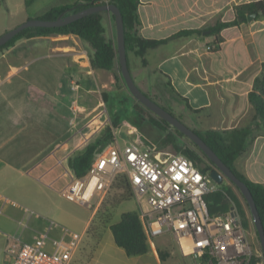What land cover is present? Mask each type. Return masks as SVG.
<instances>
[{"label": "crops", "instance_id": "crops-1", "mask_svg": "<svg viewBox=\"0 0 264 264\" xmlns=\"http://www.w3.org/2000/svg\"><path fill=\"white\" fill-rule=\"evenodd\" d=\"M252 1L258 0H140L138 34L167 41L145 52V64L133 52L127 60L136 85L165 103H177L180 120L191 129L254 125L253 138L235 167L264 184V128L248 99L255 78L264 73V16L223 28L217 42L205 32L217 21L233 20L236 5ZM74 2L51 0L35 10V17ZM101 16L106 37L116 41L113 14L102 11ZM28 18L26 13L0 31ZM192 29L203 31L175 35ZM92 52L88 42L70 34L22 38L0 51V264L10 262L6 248L12 238L34 242L46 232L43 247L53 251L58 241L77 247L87 232L95 210L84 224H77L78 232L70 233L59 226L69 220L65 215L57 225L31 208L28 197L9 193L21 191L28 180L54 186L65 178L58 187L62 190L69 181L68 159L81 153L107 126L102 93L115 92L116 70L92 67ZM235 196L239 206L231 202L256 249L258 235L251 213L242 195Z\"/></svg>", "mask_w": 264, "mask_h": 264}, {"label": "built area", "instance_id": "built-area-1", "mask_svg": "<svg viewBox=\"0 0 264 264\" xmlns=\"http://www.w3.org/2000/svg\"><path fill=\"white\" fill-rule=\"evenodd\" d=\"M210 172L181 152L138 141L121 144L113 136L93 156L84 175L70 171L61 195L90 206L94 195L107 191L114 177L123 173L134 196L147 206L138 216L150 245L170 232L181 255L192 257L194 264H251L254 249L233 202L227 211H209L207 196L218 185ZM47 236L41 233L34 242L12 238L6 248L9 264H70L76 244L58 241L55 250L47 251Z\"/></svg>", "mask_w": 264, "mask_h": 264}, {"label": "trees", "instance_id": "trees-1", "mask_svg": "<svg viewBox=\"0 0 264 264\" xmlns=\"http://www.w3.org/2000/svg\"><path fill=\"white\" fill-rule=\"evenodd\" d=\"M32 1L33 0H25V3L28 5ZM105 3L116 5L121 13L127 57L130 52H133L135 55L140 56L142 58L143 64H145V59L143 58L145 52L150 48L156 47L157 45L166 42L167 39H146L138 34V25L140 24V21L137 10L140 0H76V2L72 4L51 7L41 15H38L36 18L46 20L55 19L61 12L64 11L66 14H68L92 5H100ZM234 10L235 18L233 20L217 21L214 25L206 28V30L209 31L208 35L215 36L216 42L219 41V33L223 28L236 25L241 22H247L246 16L248 14L256 13L255 18L264 16V1L258 0L241 3L236 5ZM259 11H262V13L259 14ZM202 31L203 30L194 29L183 30L179 31L175 35L189 36L195 33L201 34ZM55 34L75 35L79 39L88 42L93 50L90 58L92 67L108 70L115 68V84H124L120 74L116 41L106 37L105 28L102 23L101 12L85 15L61 26H35L24 28L16 33L11 39L6 41L3 45H1L0 50H4L12 46L17 40L22 38ZM145 94L154 100L149 94ZM107 97L108 95L103 93V98L105 101H107ZM248 99L254 108L255 118L258 119L259 125L264 128V73L255 78L253 88L248 94ZM182 100H184L186 105H188L186 99ZM154 101L173 114V110L168 106L163 105L156 100ZM166 104L169 105V103ZM132 107L138 116L146 118L149 123L155 126L162 133L158 143L149 142L151 147L162 148L171 145L176 151H181V153L194 160L197 164L198 162H201V157L197 152L198 150L202 156L208 160V163H205L203 166H201L202 170L214 169V163L191 140L188 139V142L191 143L194 148L185 145L182 146L178 143L179 137L187 138V136H185L182 132L171 126L167 121L153 114L137 100L135 103L133 102ZM146 111L151 113L148 114ZM118 120L119 114L116 112L115 116H113V119L111 120V126L104 127L98 134V137L95 141L88 143L81 153H78L68 159V168L75 176L84 175L90 166L93 156L96 153L102 151L113 140L111 131L112 127H118ZM254 128V125H247L244 127H237L228 130H193L230 168V170L247 185L254 200L258 216L264 228V184L250 180L235 167V160L246 150L248 144L253 138ZM112 184L117 188H122L125 190V194L123 195L124 199H128L132 195V190L125 174H117L114 177ZM207 200L210 212L227 211L230 207L231 200L235 201L239 206L235 194L228 187H221L220 189L212 192L207 196ZM95 218L93 221H95ZM109 219V217L104 219L103 225L108 226L112 233L115 244L122 248L126 255H142L149 251V243L147 242L144 228L136 211L122 213L119 220L115 222H110ZM159 255L162 260L165 259L163 252L159 251ZM258 260V258L252 257L251 264H256Z\"/></svg>", "mask_w": 264, "mask_h": 264}, {"label": "rangeland", "instance_id": "rangeland-1", "mask_svg": "<svg viewBox=\"0 0 264 264\" xmlns=\"http://www.w3.org/2000/svg\"><path fill=\"white\" fill-rule=\"evenodd\" d=\"M50 1L33 0L27 5L26 9L23 0H0V28L9 21L20 19L26 13L30 14V18H36L35 10L37 8L40 9L41 6H47L50 4ZM3 32L0 31V34ZM36 50H31L33 53L29 59L35 55ZM139 86L142 90H145L141 85ZM115 89L113 95L107 94V110L104 111L108 117L107 126H111V120L115 116V113L119 114V124L118 127H112V136H115L121 144L129 141H138L145 145H150L149 142L158 143L162 133L149 123L146 118H142L136 114L132 107L133 102L135 103L136 100L129 93L125 85L121 83V85H116ZM149 95L157 102L173 109L176 112H173V114L177 118H180L177 103L173 105L169 103L167 105L163 102L162 97L156 93L150 92ZM146 112L148 114L151 113ZM178 143L182 146L193 147L186 137H179ZM162 148L171 152H181L176 151L171 145ZM197 152L201 157V162H198V165L203 166L205 163H208V160L198 150ZM64 180H60L54 186H47L28 180L24 186H21V191L9 194H19L20 196L24 195L28 197L26 199L31 208L45 215L47 219H52L57 225L60 224L58 223V219L61 220L60 217L63 218V215H65L69 220L59 226L66 227L70 230V233L76 232L78 230L77 224L80 226L84 224L91 211L95 210L93 214V217H96L95 221H93L94 218L91 220L86 234L74 251L70 264H194L195 261L192 257L181 255L170 232H165L163 235L155 238L153 245L149 244V251L147 253L136 256L126 255L124 250L115 244L111 231L108 226L103 225V221L109 217L110 222H115L119 220L122 213L132 210L141 212L142 209H146V204L143 201H139L133 192H131L132 195L130 194L131 196L128 199H124L125 190L111 184L109 189L104 193L94 195L90 206L83 205L77 201L67 200L61 195V190L58 191V187ZM220 185L218 187H228L233 193L237 195L241 194L238 188L227 178H224ZM159 251L163 252L165 256L164 260L161 259ZM253 257L259 259L256 264H264V256L259 239H257Z\"/></svg>", "mask_w": 264, "mask_h": 264}, {"label": "water", "instance_id": "water-1", "mask_svg": "<svg viewBox=\"0 0 264 264\" xmlns=\"http://www.w3.org/2000/svg\"><path fill=\"white\" fill-rule=\"evenodd\" d=\"M102 11H109L114 16L116 27L117 57L120 67V74L125 84V87L129 91V93L135 98V100L140 102L143 106H145L148 110L157 115L159 118L167 121L171 126L175 127L177 130L182 132L185 136H187L188 139H190L194 144L198 146V148L214 163L215 167L213 170H211L210 175L216 183L220 184L223 182L224 178H227L238 188L251 213L254 226L257 231L258 239L261 245L262 254L264 256V228L258 216L254 200L247 185L230 170V168L217 156V154L205 143V141L193 129L185 125L175 115H173L172 113L164 109L162 106H160L158 103H156L154 100H152L150 97H148L134 82L128 67L127 55L125 50L123 20L121 13L116 5L111 3L92 5L68 14H66V12L64 11L61 12L55 19L49 20L39 18H28L25 21L0 34V46L24 28L35 26H61L85 15ZM258 13L261 14L262 11H259ZM255 16L256 13L248 14L246 16L247 21L254 19ZM205 32L208 33L209 31L207 30Z\"/></svg>", "mask_w": 264, "mask_h": 264}]
</instances>
